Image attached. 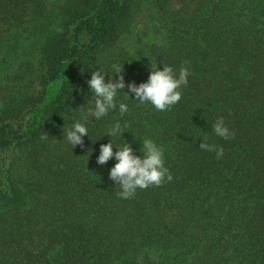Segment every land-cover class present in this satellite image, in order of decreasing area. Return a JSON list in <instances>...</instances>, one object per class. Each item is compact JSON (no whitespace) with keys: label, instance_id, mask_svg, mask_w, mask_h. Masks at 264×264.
<instances>
[{"label":"trees","instance_id":"1","mask_svg":"<svg viewBox=\"0 0 264 264\" xmlns=\"http://www.w3.org/2000/svg\"><path fill=\"white\" fill-rule=\"evenodd\" d=\"M142 12L157 39L123 47ZM156 62L190 69L181 100L121 91L129 111L90 119L72 149L90 70L138 84ZM116 122V144L164 148L170 182L117 195L115 160L96 162ZM0 264H264V0H0Z\"/></svg>","mask_w":264,"mask_h":264},{"label":"clouds","instance_id":"2","mask_svg":"<svg viewBox=\"0 0 264 264\" xmlns=\"http://www.w3.org/2000/svg\"><path fill=\"white\" fill-rule=\"evenodd\" d=\"M106 74H109L107 80ZM111 74H115V78H112ZM189 75L190 69L186 66L181 67L177 72L171 65L163 63L162 66H158L156 62L149 64L146 81L138 84L135 81H129L126 84L122 65L113 67L111 72L102 70L100 67L91 69L90 78L86 80L88 91L91 93V96L87 98L88 107L82 110L79 119H74L70 127L63 130V138L72 146V149L77 145L82 146L83 137H89L90 119L99 121L110 112L117 110L120 116H124L129 111V106L118 99V93L121 91L126 93L125 99L136 100L141 104L147 102L157 111H167L181 100V89L188 84ZM125 87L127 91H124ZM77 90L80 91V89ZM71 91L72 88L70 93ZM70 93L67 97L69 100L72 99ZM129 93L135 98H130ZM124 127L126 128L127 124ZM211 129L216 136L224 140H229L234 135L223 116L216 118ZM122 132L124 130L121 124L114 123L102 135H107L109 140L100 145L99 154L96 157L99 165L106 164L110 159L115 160L109 169V179L120 186V191L117 193L120 198L130 199L135 196L137 189L160 186L165 181L170 182L173 179L171 172L165 166V152L161 145L151 138H145L140 148L142 154L137 155L127 142L124 141L118 145L111 139L114 136L122 137ZM114 148L115 151H113ZM199 148L215 152L217 159L224 156L223 147L209 143L207 138L200 140Z\"/></svg>","mask_w":264,"mask_h":264},{"label":"rangeland","instance_id":"3","mask_svg":"<svg viewBox=\"0 0 264 264\" xmlns=\"http://www.w3.org/2000/svg\"><path fill=\"white\" fill-rule=\"evenodd\" d=\"M52 0H48L50 3ZM130 34L127 35L126 40L122 43L123 47L130 46L131 43L135 41L136 38L142 37L144 41L156 40L157 38L151 33V26L145 18V13L138 15L131 27Z\"/></svg>","mask_w":264,"mask_h":264}]
</instances>
